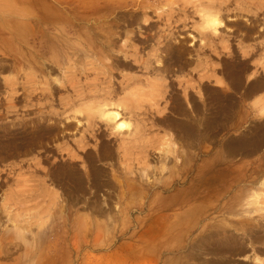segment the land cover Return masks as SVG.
I'll return each mask as SVG.
<instances>
[{
    "label": "rangeland",
    "instance_id": "374dc122",
    "mask_svg": "<svg viewBox=\"0 0 264 264\" xmlns=\"http://www.w3.org/2000/svg\"><path fill=\"white\" fill-rule=\"evenodd\" d=\"M263 132L264 0H0V264H264Z\"/></svg>",
    "mask_w": 264,
    "mask_h": 264
},
{
    "label": "bare ground",
    "instance_id": "6f19581e",
    "mask_svg": "<svg viewBox=\"0 0 264 264\" xmlns=\"http://www.w3.org/2000/svg\"><path fill=\"white\" fill-rule=\"evenodd\" d=\"M201 21H202V27L204 29L210 30L211 32H216L217 29L219 28V26L223 25V22H222L221 18L219 17V14L217 13V10L216 9H212V8H210L207 11H204L202 13V20ZM231 82H232V85L238 86L239 82H238V79H237V75L234 74V75L231 76ZM260 86H261L260 84L250 85L248 87L249 90H246L245 92L247 94H254L255 92H257L259 90ZM106 100H108V102L103 104L102 108H100L98 110V114H99L100 118L102 119V121L105 122L106 124H108L109 126H111V128L114 129L118 134H123L125 132L126 133H130L131 132L132 123L129 120H126V119H124L122 117V113H121L122 107H121V105L112 102L111 101V97L110 98H106ZM109 101H111V102H109ZM205 106H206L205 109H206L207 113H205V112L203 113V117L201 118V120L205 119V127H207L209 124H211V117L209 116L210 112L208 113V111L210 110V107L207 106V104ZM184 130L187 131V134L189 136L192 135V132L194 133V130L192 128H185ZM256 133H257V135L259 134L258 131ZM182 134H184V133H182ZM245 134H247V135L246 136H239V137L235 138L234 140H232V142L230 144L231 148H235V149L236 148H241V147L244 148L246 146L245 148L248 151H254V150H256L258 148L259 145H261V143L259 144V142H258V138H256V141L253 139L254 134H251L252 137H250L251 135H249L248 131ZM262 134H264V132ZM247 141H248V143H247L248 145H246ZM259 141H262V140L259 138ZM263 186H264V183H263ZM259 195H260L259 192L255 193L256 199L258 198ZM253 203L255 204V202H253ZM260 208L261 207L257 208L256 210L259 211ZM259 217H264V213L259 215L258 218ZM246 222H249V220L246 221ZM260 227L261 226L258 225L257 228H259V229L258 230H253V228H248L246 226V230H242L243 233L247 234L248 244L249 243L253 244L254 242H259L260 244H264V231H262L260 229ZM259 231H262L263 233L259 234L258 233ZM244 239H245L244 237H241L238 240H236L235 242H233L234 248L236 250L235 249L232 250V246L228 245V242H226L227 240L225 238H223V239H221L219 241H216V244H214L215 246L214 245L213 246L205 245V247L203 248L202 254L206 252V253H208V255H210V258L214 259L213 261H208L207 264H227V262H228L227 258L229 256V254L233 253V251H238V252L246 251V247L247 246H245L246 242H244ZM187 256L188 255L185 254L183 256V258L186 259ZM245 256H249V255H245ZM242 260L246 262L244 264H260V262H262V259H258L256 257H254V258H250L249 257V260L248 259H242Z\"/></svg>",
    "mask_w": 264,
    "mask_h": 264
}]
</instances>
